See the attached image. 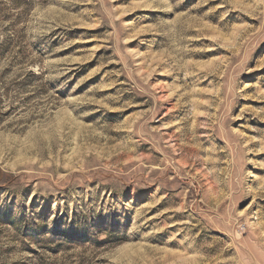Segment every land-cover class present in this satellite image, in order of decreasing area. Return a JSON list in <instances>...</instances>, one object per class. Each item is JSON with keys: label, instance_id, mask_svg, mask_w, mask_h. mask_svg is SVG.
<instances>
[{"label": "rangeland", "instance_id": "obj_1", "mask_svg": "<svg viewBox=\"0 0 264 264\" xmlns=\"http://www.w3.org/2000/svg\"><path fill=\"white\" fill-rule=\"evenodd\" d=\"M0 264H264V0H0Z\"/></svg>", "mask_w": 264, "mask_h": 264}]
</instances>
